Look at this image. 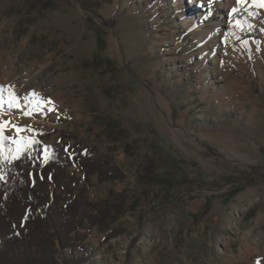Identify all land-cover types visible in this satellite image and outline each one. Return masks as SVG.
<instances>
[{
    "label": "rangeland",
    "instance_id": "obj_1",
    "mask_svg": "<svg viewBox=\"0 0 264 264\" xmlns=\"http://www.w3.org/2000/svg\"><path fill=\"white\" fill-rule=\"evenodd\" d=\"M88 1L0 0L9 161H36L15 142L42 138L123 172L67 169L94 202L128 195L110 228L89 226L81 264H264V0Z\"/></svg>",
    "mask_w": 264,
    "mask_h": 264
},
{
    "label": "trees",
    "instance_id": "obj_2",
    "mask_svg": "<svg viewBox=\"0 0 264 264\" xmlns=\"http://www.w3.org/2000/svg\"><path fill=\"white\" fill-rule=\"evenodd\" d=\"M82 1L87 7L100 6ZM5 145L1 135L0 172L4 177H0V264H81L91 259L94 250L83 243L89 226L110 228L125 213L128 195L126 191H111L110 198L94 202L86 196L84 188L75 193L84 180L76 173L68 174L67 169L78 164L84 169L86 180L98 172L101 180L115 181L125 176L120 168L107 158L94 157L89 149L78 150L69 144L48 145L42 138L15 142L17 150H35L36 161H31L30 154L12 156L13 161H9L7 156L11 153ZM160 163L157 161L156 166L164 168V176L170 177L168 173L172 170L188 182L189 178L178 166ZM147 170L152 167L148 165ZM172 179L173 183L177 182ZM80 228H87L86 233L79 232ZM76 246L86 252L85 258L77 259L73 253L59 256L62 250H73Z\"/></svg>",
    "mask_w": 264,
    "mask_h": 264
},
{
    "label": "bare ground",
    "instance_id": "obj_3",
    "mask_svg": "<svg viewBox=\"0 0 264 264\" xmlns=\"http://www.w3.org/2000/svg\"><path fill=\"white\" fill-rule=\"evenodd\" d=\"M25 85V84H24ZM166 115H167V119L169 121V123L173 126V123H172V117H171V113H170V109L169 108H166ZM179 130V129H178ZM186 130V129H185ZM180 133V132H179Z\"/></svg>",
    "mask_w": 264,
    "mask_h": 264
}]
</instances>
